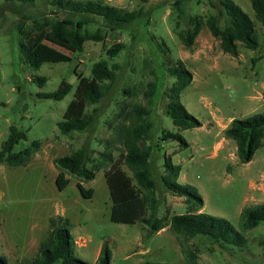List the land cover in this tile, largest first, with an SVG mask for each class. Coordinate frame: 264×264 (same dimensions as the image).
Masks as SVG:
<instances>
[{
  "label": "rangeland",
  "instance_id": "obj_1",
  "mask_svg": "<svg viewBox=\"0 0 264 264\" xmlns=\"http://www.w3.org/2000/svg\"><path fill=\"white\" fill-rule=\"evenodd\" d=\"M83 1V0H79ZM126 11H142L132 24L116 25L99 16H88L82 34H98L82 51H73L51 42L50 26L62 17L52 0H0V153L11 127L27 134L12 154L40 141L32 159L22 165L0 162V255L9 264H32L53 229L67 226L76 241L75 256L96 264L104 242L112 250L111 264L158 262L187 264L182 246L171 225L149 234L147 227L111 220L112 199L106 174L118 163L129 176L123 162L125 142L135 126L151 127L139 142L152 148V176L160 199L158 217L170 223L175 215L186 214L195 206L186 196H177L163 184L167 175L165 159L181 167L178 182L192 186L203 198L200 212L222 217L239 229L243 209L264 204V139L250 163H241L236 141L226 134L234 119L264 113V26L251 0H233L254 21L259 47L247 48L239 42L240 55L233 57L221 48L205 24L195 45L187 47L179 32L189 29V16L206 20L219 15L222 0H103ZM225 16L220 26H225ZM42 26V30H38ZM33 40L41 38L40 51L52 57L40 70L26 61L21 44L23 32ZM121 44V52L110 57L108 50ZM105 60L118 65L116 79L103 83L104 97L87 107L95 121L84 131L63 134L59 123L74 100L83 77H91L93 65ZM179 60L193 74V81L181 101L201 127L180 129L167 115L171 89L176 79L169 70ZM46 78L42 85L39 78ZM65 81L72 91L61 101L41 94L57 91ZM149 114L140 119L137 110ZM167 133L181 134L187 145ZM89 148L88 167L95 170L92 181L73 175L60 190L56 179L60 170L54 160ZM111 155V159L104 157ZM93 190L85 198L78 188ZM200 264H264V224L247 231L240 246L217 242L198 235L188 241Z\"/></svg>",
  "mask_w": 264,
  "mask_h": 264
},
{
  "label": "trees",
  "instance_id": "obj_2",
  "mask_svg": "<svg viewBox=\"0 0 264 264\" xmlns=\"http://www.w3.org/2000/svg\"><path fill=\"white\" fill-rule=\"evenodd\" d=\"M12 1V0H7ZM32 2L34 0H19ZM252 7L259 21L264 26V0H251ZM53 4L62 11V17L50 26L48 39L60 46L73 51H82L84 44L89 40H101L98 34H82L80 29L88 24V16H99L107 22L116 25L132 24L141 18L142 11H126L119 7L111 6L103 0H52ZM219 15H211L206 20L200 16H189V29L179 32V37L187 47L195 45L203 26L206 24L215 38L220 39L222 50L233 57L240 55L238 43H243L247 48L256 50L259 47L256 35L255 23L250 16L233 0H222ZM225 16V26H220V18ZM38 26V30H42ZM23 32V31H22ZM25 41L21 48L26 55L27 63L36 71L43 64L53 62L54 59L40 51L41 38L33 40L31 34L23 32ZM123 46L117 44L107 52L110 57H116ZM118 65L110 66L105 60L93 65L91 77H83L76 87V95L70 103L65 118L59 123L63 134L73 131H84L91 127L95 121L93 113L88 112L87 107L95 104L104 97L103 83L107 80L113 82L116 79ZM170 75L176 79L171 89V102L167 108V115L174 125L180 129H193L202 126L199 119L194 117L186 109L181 101L182 92L191 85L193 74L186 68L185 63L179 60L170 68ZM40 83L45 84L46 78H39ZM73 89V85L63 81L59 89L53 93L41 94L43 98L63 100ZM140 119L144 120L149 111L138 108ZM146 122L135 126L131 131V137L125 142L126 153L123 162L131 170L133 176H129L116 163L106 174L107 184L110 189L113 203L111 220L116 223L135 224L143 223L149 234H153L171 225V230L181 243L183 254L187 264H200L197 254L189 249L188 241L198 235L207 236L217 242L235 244L240 246L244 240V234L264 224V204L243 209L240 214L239 229L227 219L212 216L206 212H200L203 207V198L192 186L182 185L177 180L181 167L165 159L167 175L162 178L164 186L177 196H186L187 201L195 208L186 214L175 215L170 223H166L158 217L160 199L157 196V184L152 176V148L141 147L139 142L150 128ZM226 134L236 141L237 154L241 163H250L263 145L264 139V113H257L244 119H234L227 128ZM172 138L186 146L187 142L181 134L167 133L164 139ZM27 134L20 132L16 127H11L10 135L5 143L2 157L7 154V163L12 166L29 162L40 148V141H34L30 148L19 154H12L16 144L20 140H27ZM111 159V155H105ZM90 162L89 148L82 146L70 155L54 160L55 166L61 171L56 179L60 190H64L70 183L66 175H73L80 181H92L95 179V170L88 167ZM78 188L85 198H92L93 190H86L78 183ZM76 241L70 229L63 225L52 230L46 245L40 248L38 256L32 264H88L76 257L74 252ZM112 250L108 242H104L97 258L96 264H111ZM0 264H9L8 258L0 255ZM139 264H167L158 262H142Z\"/></svg>",
  "mask_w": 264,
  "mask_h": 264
}]
</instances>
